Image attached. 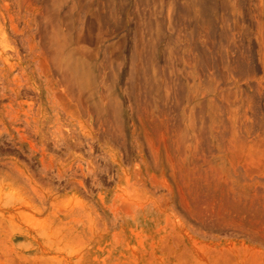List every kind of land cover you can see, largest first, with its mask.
Here are the masks:
<instances>
[{
  "label": "rangeland",
  "instance_id": "374dc122",
  "mask_svg": "<svg viewBox=\"0 0 264 264\" xmlns=\"http://www.w3.org/2000/svg\"><path fill=\"white\" fill-rule=\"evenodd\" d=\"M20 1L0 0V264H264V131H244L256 149L240 141L213 155L189 144L180 151L131 70L134 38L150 40L161 18L167 28L186 24L177 10L187 7L192 20L200 2L117 0L101 10L96 0H75L66 24ZM254 3L263 7L264 37V0ZM241 4L264 78V45L261 65L247 19L253 3ZM96 7L122 20L109 63L97 53L104 31L83 25ZM43 22L50 46L68 47L63 56L44 48Z\"/></svg>",
  "mask_w": 264,
  "mask_h": 264
},
{
  "label": "bare ground",
  "instance_id": "6f19581e",
  "mask_svg": "<svg viewBox=\"0 0 264 264\" xmlns=\"http://www.w3.org/2000/svg\"><path fill=\"white\" fill-rule=\"evenodd\" d=\"M26 1L39 4L41 7L45 8L46 12L48 13L51 11V17H57V19L55 18L56 20H62V18L63 20L64 18L70 20L69 18H72L74 15L76 8L75 4L77 0H25L22 1V5L23 2ZM114 1L117 0H96L95 2L98 6L102 4L106 6L107 4H110ZM241 1L244 0H239L236 4L235 2L234 4H230L231 2H228V0H198V2H200V10L197 14H195V16H191L192 20H187L190 19V11L187 9V7H179V10H177L180 13L178 16L181 15L182 18L184 16L186 17V20L183 18L186 21V24H184V22L182 25L180 19V26H178L179 21L177 18H175L177 19L176 25L178 27L174 25V28H172V26H170L171 28H167L165 25L166 19L158 18L159 20L157 23L161 22V26H159V28L157 27L158 29L156 32L149 33V36H151L150 40L152 41L151 44L150 40L145 41L143 39L142 33L138 37L139 39H133L135 41V47H138L139 49H136L137 60L136 63H133V65L131 63V70L135 72L140 81L143 80L147 84V88L144 92L146 95H144L145 98H143V100H146L144 101L146 104L147 102L150 103L149 105L153 103V106L155 105L154 107H156L155 109H157L159 113L163 114L165 127L167 128L166 132L168 131L175 135L177 138L178 149L180 148V151H184L185 149L188 150L186 147L189 144L188 146H191L196 152L199 151V148H202V150H204V152L206 151L207 154L211 153V155H213L214 153L212 154V152H214L217 147L227 148L231 146L233 147V144H236L239 148L240 141H244L245 144L247 142L248 146L249 142L251 145L250 147H252L251 141H249L250 138H244V135L247 136L250 133H257V136L263 137L264 78L263 76H257L258 67L256 66L257 64H255V57H253L252 53L250 42L251 38L249 40H247L248 36L246 38L247 31H249L250 28L247 29L246 15L244 13V8L241 4ZM251 1L253 3V7L250 9V13L248 14L249 17L247 19L251 20V24L254 27L258 55L261 57V65H263L264 37L262 19L263 14H261L263 7L261 3L260 6L254 3V1L258 0ZM177 5L178 4H176V6ZM97 7L95 14H93L94 16H87L85 22H83V25L85 24L86 30L90 33L95 32L97 29H102L104 31L103 34L101 33L102 36L98 42L97 53L102 61H108L106 63H109V54L112 53L110 48L116 42L111 38L115 37L114 34L117 30V27L119 26L118 24L122 20L116 18V16H113L115 18L112 19L111 17L113 12L111 13V16H109L107 15L109 13H106V11H101L104 7L100 8L99 6L101 9L100 11H97ZM43 10V16H45V10ZM115 13L117 14V12ZM119 13H121V11ZM108 16L112 20H110ZM48 17L50 16L48 15ZM118 17L120 18V15H118ZM63 23H66V20H64ZM187 24H190L192 27L189 25L191 28H187ZM41 25L42 23L40 26ZM46 25L47 24L44 23V25L40 27V35L43 37L42 39L44 48L47 51L50 50L51 54L55 55V57L56 53L57 56H63L62 54L67 53L68 47L66 48L65 44L64 46L60 45V41H58L57 44H54L56 48L54 45L50 46L52 43L47 41V36L44 35L46 33L45 29H47ZM69 27L70 26L67 28ZM125 32L127 34V32H129V28H125ZM126 34L124 36H120L119 38L121 43V51H125L128 48L127 45L129 39L128 35ZM50 37L53 38L52 36ZM53 39H51V41ZM69 44L70 43H68V45ZM65 48L67 49L66 51H64ZM70 49L72 50V48ZM70 49L69 52L71 51ZM73 51L74 49L68 55H74L76 52L73 53ZM120 54L122 55V53ZM254 56H256V53ZM59 58L60 57H58L57 60ZM90 94L88 96H91ZM152 95H155L156 97H153ZM138 98V100H140V98L142 100L141 94H139ZM143 104L145 105V103ZM97 109L99 110L100 108ZM244 131L250 133L246 134V132L244 134ZM251 138L252 141L257 140L256 138H254L255 140L253 137ZM259 141L262 142L263 140L261 141L260 139ZM254 143L256 142H253V144ZM148 144L150 145V143ZM197 144H200V147L199 145L197 147ZM238 148L235 146V149ZM247 148L249 149V147ZM253 148L254 145L251 149ZM254 149H256V145ZM262 149H264V146ZM226 150L224 149V151ZM253 152L251 154H253ZM181 153L183 154V152ZM262 154L263 153L259 155L262 156ZM249 157L250 156H248V158ZM241 177L238 178L240 179ZM258 179L260 180V178H257L256 180L258 181ZM263 180L264 179L262 178V183ZM256 192H258L257 189ZM259 193L261 194L260 191ZM257 196L259 195H255L254 197L257 198ZM201 197L204 196L201 195ZM225 198H227V196ZM252 199L251 203L253 202V206H255V199L253 201ZM257 200L259 199L257 198ZM251 208L252 205L250 209Z\"/></svg>",
  "mask_w": 264,
  "mask_h": 264
}]
</instances>
